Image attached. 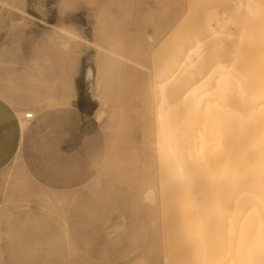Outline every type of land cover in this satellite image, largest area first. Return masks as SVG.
I'll use <instances>...</instances> for the list:
<instances>
[{
    "label": "rangeland",
    "instance_id": "obj_1",
    "mask_svg": "<svg viewBox=\"0 0 264 264\" xmlns=\"http://www.w3.org/2000/svg\"><path fill=\"white\" fill-rule=\"evenodd\" d=\"M240 1L0 0V94L21 106L25 125L17 157L0 169V264H194L197 243L231 228L179 214V187L204 207L161 162L149 83L176 59L165 96L178 100L186 132L184 94L211 86L217 60L236 55L248 15Z\"/></svg>",
    "mask_w": 264,
    "mask_h": 264
},
{
    "label": "bare ground",
    "instance_id": "obj_2",
    "mask_svg": "<svg viewBox=\"0 0 264 264\" xmlns=\"http://www.w3.org/2000/svg\"><path fill=\"white\" fill-rule=\"evenodd\" d=\"M242 6L247 7L248 15L236 28V55L229 57L224 52L212 72V85L198 83L183 96L184 117L189 121L186 132L176 117L178 100L174 97L169 105L165 96V86H173L176 80L175 70H167V65L176 67V59L165 62L164 69L157 66L149 83L154 144L161 162L171 164L170 169L166 167L171 180L189 182L186 188L195 193L204 207V211L192 207L187 192L179 187V214L204 219L208 226L221 218L224 225L231 227L214 229L209 242L205 236L197 243L194 264H264V0L240 1L239 7ZM237 11H232V15L236 16ZM219 33L220 30H212V34ZM196 45L194 41L193 46ZM166 71L168 75L164 77ZM100 88L101 77L97 76L94 99L102 106L105 102ZM209 93L219 105L213 110L216 118L212 121L201 100ZM30 112L34 114L33 110ZM101 114L102 110L96 111L97 120ZM21 125L24 127L23 121ZM215 146L221 150L219 156L216 152L218 160L213 156ZM211 165H217L213 168H219L218 175ZM217 213L221 215L218 217ZM202 252L206 254L199 257Z\"/></svg>",
    "mask_w": 264,
    "mask_h": 264
},
{
    "label": "crops",
    "instance_id": "obj_3",
    "mask_svg": "<svg viewBox=\"0 0 264 264\" xmlns=\"http://www.w3.org/2000/svg\"><path fill=\"white\" fill-rule=\"evenodd\" d=\"M64 92V99H69L70 91L69 85L62 87ZM62 117L64 120L73 121V112L71 111L70 101L61 104ZM21 106L14 103L12 100L0 94V169L7 165L13 157L19 153L22 133L25 125L22 127L19 110ZM79 114H84L79 108L75 109ZM34 112V111H33Z\"/></svg>",
    "mask_w": 264,
    "mask_h": 264
},
{
    "label": "clouds",
    "instance_id": "obj_4",
    "mask_svg": "<svg viewBox=\"0 0 264 264\" xmlns=\"http://www.w3.org/2000/svg\"><path fill=\"white\" fill-rule=\"evenodd\" d=\"M201 100L203 101V107L206 111H213L214 109H217L219 107L218 103L211 99V94H206L205 97H202Z\"/></svg>",
    "mask_w": 264,
    "mask_h": 264
},
{
    "label": "built area",
    "instance_id": "obj_5",
    "mask_svg": "<svg viewBox=\"0 0 264 264\" xmlns=\"http://www.w3.org/2000/svg\"><path fill=\"white\" fill-rule=\"evenodd\" d=\"M33 117V114L30 111L24 112L23 118L24 119H31Z\"/></svg>",
    "mask_w": 264,
    "mask_h": 264
}]
</instances>
